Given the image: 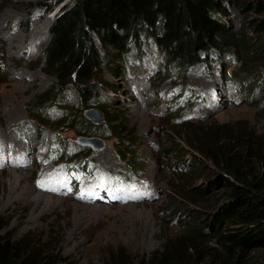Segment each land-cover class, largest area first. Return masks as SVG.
<instances>
[{"label":"rangeland","instance_id":"374dc122","mask_svg":"<svg viewBox=\"0 0 264 264\" xmlns=\"http://www.w3.org/2000/svg\"><path fill=\"white\" fill-rule=\"evenodd\" d=\"M52 3L0 0V130L6 131L0 137L17 135L20 143L13 158L0 154V234H41L68 264H105L106 255L119 250L132 260L149 257L200 225L192 215L206 217L226 193H194L219 171L206 153L248 139L264 142V53L256 48L260 38L247 28L253 14L229 7L222 19L232 32L230 47L210 49L209 63L186 72L151 40L120 56L93 36L103 59L97 79L107 89L97 84L101 102L88 108L101 115L97 124L117 117L119 137L131 142L128 160L121 161L114 136L83 135L100 139L101 147L78 142L71 127L81 129L78 115L85 110L76 109L75 85L54 90L55 76L39 68ZM32 36L39 39L29 50ZM22 45L28 49L18 54ZM41 96L48 97L46 105L36 106ZM53 106L72 111L75 121L53 120ZM1 140L0 146L9 147ZM48 168L63 177L53 181L57 185L43 180ZM11 171L25 177L13 197L9 188L18 181L13 183ZM100 175L106 194L91 201L100 194L89 188L91 180ZM80 185L88 188L81 191ZM120 187L125 191L117 196ZM25 190L31 193L23 198ZM246 264H264V248L252 251Z\"/></svg>","mask_w":264,"mask_h":264},{"label":"trees","instance_id":"16d2710c","mask_svg":"<svg viewBox=\"0 0 264 264\" xmlns=\"http://www.w3.org/2000/svg\"><path fill=\"white\" fill-rule=\"evenodd\" d=\"M53 0L47 8L55 9L48 27L49 40L41 51L39 68L55 76L54 90L74 84L77 108L86 110L99 104L95 91L103 59L93 36L103 47L126 56L143 39L153 41L170 64L186 72L191 67L209 63L210 49L230 47L232 32L223 21L229 7L242 14L252 13L247 28L258 36V52L264 53V0ZM258 38V39H259ZM47 96L35 104L46 105ZM89 109V108H88ZM51 118L58 123L75 121L72 111L51 107ZM57 110V111H55ZM81 129L71 127L79 136L115 137L117 156L127 161L131 142L119 137L113 122L116 116L92 124L83 114ZM57 119V120H56ZM124 141L127 143L124 145ZM206 156L219 171L196 194H210L219 188L226 193L206 217L185 234L167 241L162 251L138 260L123 251H113L105 264H246L252 251L264 248V142L233 143L228 148L213 149ZM195 167L199 166L197 162ZM0 264H68L54 246L46 245L41 234L27 233L14 239L0 234Z\"/></svg>","mask_w":264,"mask_h":264},{"label":"bare ground","instance_id":"6f19581e","mask_svg":"<svg viewBox=\"0 0 264 264\" xmlns=\"http://www.w3.org/2000/svg\"><path fill=\"white\" fill-rule=\"evenodd\" d=\"M13 29H15V28H13ZM44 29H45V27H44ZM45 31H46V29H45ZM34 32V31H33ZM32 35V34H31ZM38 36V35H37ZM34 37V36H32V37H30L29 38V41H28V44H30V45H32V46H30L29 47V50L30 49H33L32 47H33V45H35V41L37 40V38L38 37ZM12 37V36H11ZM16 37V36H15ZM41 38V37H40ZM39 39V38H38ZM12 42V41H11ZM27 44V45H28ZM27 45L25 46H23L22 45V49H20L19 51H18V54H20V53H22V52H24L26 49H28V47H27ZM27 47V48H26ZM17 48V47H16ZM16 51V50H15ZM131 88H133V87H131ZM138 100V99H137ZM138 103H139V100L136 102V107L135 108H137V107H139L138 106ZM140 111V110H139ZM139 111H138V113H139ZM141 114V113H140ZM0 132L1 133H6V131L5 130H3V131H1L0 130ZM8 134V133H7ZM11 135V134H10ZM16 137H17V135H11V138H9V140H5L4 139V137H3V135L0 137L2 140H3V142L5 143V142H8L9 144V147H6V148H3L2 146H0V154H2V156H4L6 159H8V156H10V158H13L15 155H17V149H16V147L18 146V144H20L19 143V140H17L16 139ZM7 138V137H6ZM1 140V141H2ZM5 145H6V143H5ZM21 148V147H20ZM7 154H9V155H7ZM9 158V159H10ZM99 159V158H98ZM102 160V159H101ZM104 161H107V160H105L104 159ZM109 161V160H108ZM106 163H110L111 164V162H106ZM49 170L47 171V172H45V173H43L42 174V178H43V180L44 181H46V183H48V181H49V183H50V181H58L57 179H59V178H61L62 176H61V174L59 173V172H55V171H53L52 169H50V168H48ZM10 174L12 175L13 174V179L11 178V180H13V183H16V181H18V183H17V187L15 186L14 188H13V186L11 185V187L9 188V192H8V194H9V196H11V197H13L14 196V194H15V192L17 191V190H19V186L21 185V183L25 180V177L22 175V173H16V171H11L10 172ZM98 178H94V179H92L91 181H92V185L89 187V188H98V190H99V196H97V197H95V199L94 200H92L91 199V201H97V200H99L104 194H106V192H105V190L104 191H102V185H101V182H102V176L100 175V176H97ZM63 178V177H62ZM61 178V179H62ZM55 181V182H56ZM68 181V180H67ZM51 182V183H52ZM48 183V184H49ZM54 183V182H53ZM70 181L68 182V184L70 185ZM54 184H56V183H54ZM53 185V184H52ZM57 185V184H56ZM58 186H60V188L61 187H64V184H62V183H60L59 182V185ZM83 187V188H82ZM81 187V185H80V190L81 191H84V190H86L87 188L86 187H84V186H82ZM122 188L120 187L119 189H117L116 190V194H117V196L118 195H121V192L122 191H125V190H121ZM23 190H24V188H23ZM64 190H67L66 189V187H64ZM22 191V190H21ZM61 191H62V188H61ZM63 192V191H62ZM31 193V190L29 191V190H25L24 192H23V194L21 195L23 198L24 197H29V194ZM17 194V193H16ZM20 194V193H19ZM107 196V195H106ZM21 197V198H22ZM46 197V196H45ZM82 198V197H81ZM37 199V198H36ZM39 199V198H38ZM83 199V198H82Z\"/></svg>","mask_w":264,"mask_h":264},{"label":"water","instance_id":"95a60500","mask_svg":"<svg viewBox=\"0 0 264 264\" xmlns=\"http://www.w3.org/2000/svg\"><path fill=\"white\" fill-rule=\"evenodd\" d=\"M84 117H86L88 120L92 121L93 123H99L102 120L101 115L97 112V110L89 108L86 109L83 112ZM78 142L81 144H86V143H93L94 147H101L102 146V141L100 139H97L95 137L87 138L84 136H80L78 138Z\"/></svg>","mask_w":264,"mask_h":264}]
</instances>
